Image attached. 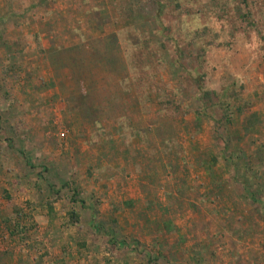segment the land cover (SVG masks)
I'll return each instance as SVG.
<instances>
[{
    "label": "rangeland",
    "instance_id": "rangeland-1",
    "mask_svg": "<svg viewBox=\"0 0 264 264\" xmlns=\"http://www.w3.org/2000/svg\"><path fill=\"white\" fill-rule=\"evenodd\" d=\"M263 219L264 0H0V264H264Z\"/></svg>",
    "mask_w": 264,
    "mask_h": 264
},
{
    "label": "trees",
    "instance_id": "trees-1",
    "mask_svg": "<svg viewBox=\"0 0 264 264\" xmlns=\"http://www.w3.org/2000/svg\"><path fill=\"white\" fill-rule=\"evenodd\" d=\"M213 94V91H207V90H204L202 92V97L205 99V100H208L211 99V95ZM263 223H264V219H263Z\"/></svg>",
    "mask_w": 264,
    "mask_h": 264
}]
</instances>
